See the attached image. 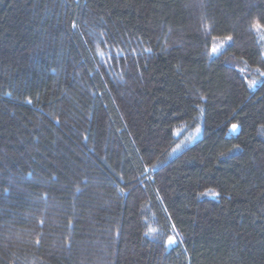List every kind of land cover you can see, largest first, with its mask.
Returning a JSON list of instances; mask_svg holds the SVG:
<instances>
[{
	"label": "trees",
	"instance_id": "1",
	"mask_svg": "<svg viewBox=\"0 0 264 264\" xmlns=\"http://www.w3.org/2000/svg\"><path fill=\"white\" fill-rule=\"evenodd\" d=\"M255 22L264 0H0V264H264Z\"/></svg>",
	"mask_w": 264,
	"mask_h": 264
},
{
	"label": "snow or ice",
	"instance_id": "2",
	"mask_svg": "<svg viewBox=\"0 0 264 264\" xmlns=\"http://www.w3.org/2000/svg\"><path fill=\"white\" fill-rule=\"evenodd\" d=\"M252 30L255 31V32H257V34H258L262 39H264V24H260L259 22H255V23L252 25ZM231 39H232L231 36L227 37V41H231ZM223 47H224V45H220L219 47H217V46H213V48H212V52H213L214 54H219V53L221 52V50L223 49ZM258 71H259V70H258ZM261 76H264V72H261ZM256 84H257L256 81H251V82H249L248 86H249L250 88H254V87H256ZM28 103H31V100H29ZM237 128H238V125L233 124V125L231 126L230 131L235 132ZM196 131H197V133H198V132H199V129H197ZM193 138H194V137H193ZM178 147H179V145H177V148H178ZM173 151H175V149H174ZM211 194H212V195H216V193H211ZM155 231H156L155 229H149V232H155ZM176 242H177V241H176L175 237H173V236H169V237H168L167 243H168L169 245L175 244ZM38 243H39V240H37V244H38Z\"/></svg>",
	"mask_w": 264,
	"mask_h": 264
},
{
	"label": "rangeland",
	"instance_id": "3",
	"mask_svg": "<svg viewBox=\"0 0 264 264\" xmlns=\"http://www.w3.org/2000/svg\"><path fill=\"white\" fill-rule=\"evenodd\" d=\"M197 129H199V132L197 133V131H195V136L193 139H188V138H181L182 140L180 141L179 147L176 149V152H180L184 147L190 146L192 145V143L198 142L200 141V139L203 136V129L201 127H198ZM239 131V128L236 129L235 132L230 131V134H235ZM179 132V131H178ZM178 132H176V137L179 138Z\"/></svg>",
	"mask_w": 264,
	"mask_h": 264
}]
</instances>
